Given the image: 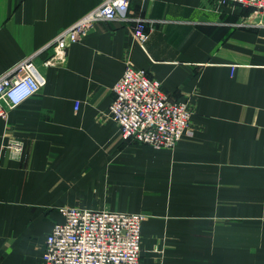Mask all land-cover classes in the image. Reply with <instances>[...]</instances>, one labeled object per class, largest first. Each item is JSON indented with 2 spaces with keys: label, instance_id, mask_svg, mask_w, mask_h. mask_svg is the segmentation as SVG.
I'll return each instance as SVG.
<instances>
[{
  "label": "crops",
  "instance_id": "obj_1",
  "mask_svg": "<svg viewBox=\"0 0 264 264\" xmlns=\"http://www.w3.org/2000/svg\"><path fill=\"white\" fill-rule=\"evenodd\" d=\"M102 1L0 0V75L32 57L46 81L0 117V264H44L61 206L143 213L141 264H264V15L131 0L130 21L97 22L46 66L51 41ZM127 62L191 101L175 148L126 140L108 116ZM11 137L22 153L3 148Z\"/></svg>",
  "mask_w": 264,
  "mask_h": 264
},
{
  "label": "built area",
  "instance_id": "obj_2",
  "mask_svg": "<svg viewBox=\"0 0 264 264\" xmlns=\"http://www.w3.org/2000/svg\"><path fill=\"white\" fill-rule=\"evenodd\" d=\"M131 0H103L74 24L58 34L48 45L54 52L44 64H64L70 45L82 40L99 21H130ZM252 8L264 15V0H220ZM134 40L144 45L151 33L144 19H136L130 28ZM234 68V67H233ZM33 58L22 60L0 75V117L36 95L45 84ZM115 98L108 116L115 120L124 139L173 149L190 133L194 112L190 100H175L163 90L162 84L146 70L126 63L120 79L113 86ZM80 102L76 101L78 110ZM24 141L11 137L4 149L13 154L24 150ZM62 220L47 235L44 264H141L143 213L80 206H61Z\"/></svg>",
  "mask_w": 264,
  "mask_h": 264
},
{
  "label": "trees",
  "instance_id": "obj_3",
  "mask_svg": "<svg viewBox=\"0 0 264 264\" xmlns=\"http://www.w3.org/2000/svg\"><path fill=\"white\" fill-rule=\"evenodd\" d=\"M246 8H248L249 10H251V11H253V9L252 8H250V7H246Z\"/></svg>",
  "mask_w": 264,
  "mask_h": 264
},
{
  "label": "rangeland",
  "instance_id": "obj_4",
  "mask_svg": "<svg viewBox=\"0 0 264 264\" xmlns=\"http://www.w3.org/2000/svg\"><path fill=\"white\" fill-rule=\"evenodd\" d=\"M254 11V10H253Z\"/></svg>",
  "mask_w": 264,
  "mask_h": 264
}]
</instances>
